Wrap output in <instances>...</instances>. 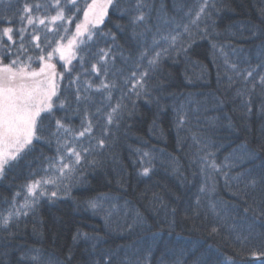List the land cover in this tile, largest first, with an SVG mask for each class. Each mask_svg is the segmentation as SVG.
Masks as SVG:
<instances>
[{
  "label": "trees",
  "instance_id": "1",
  "mask_svg": "<svg viewBox=\"0 0 264 264\" xmlns=\"http://www.w3.org/2000/svg\"><path fill=\"white\" fill-rule=\"evenodd\" d=\"M91 1L77 0L79 13L65 8V16H73L72 24L66 25L65 41L83 21V11ZM48 2L4 0L0 3V32L6 27L13 28L15 43L4 38V44L11 46L13 54L21 43L16 29L27 27L26 55L33 56L35 61L30 70L41 66L35 60L40 49L34 47L36 41H30V35H40L39 43L44 46V25H35L33 33V26H27L26 21L21 23L20 16L25 3ZM200 2L146 0L151 8L143 11L152 32L141 38L134 36L133 30L142 32L144 26L130 22L131 16L137 14L136 0H113L106 19L94 30L97 34L87 42V52H81L85 47L81 45L76 58L66 66L80 77L78 86L82 96L85 82L93 85L87 93L90 100L81 103L78 112L75 85L68 84L69 72L57 57L52 59L57 73L64 74L58 92L66 97L67 111L54 108L58 118L76 130L85 114L92 117L100 108L103 115L116 103L123 106L122 117L118 126L110 127L105 147L96 149L89 157L96 164L84 163L71 182H65L69 183L67 192L61 190L57 198L42 199L38 214L22 217L19 227L11 228L13 235L0 231V264H31L21 257H27L32 248L41 249L50 264H224L226 259L236 264H261L264 261V255H260L264 253V111H261L264 87L258 83L259 76L264 75V0H214L211 18H202L197 26L189 21ZM33 15L44 18L55 15V10L34 9ZM158 16L170 21L161 28L165 35L176 24L181 25L178 29L181 32L183 25L189 26L190 35L184 34L182 38L186 51L176 54L170 50L155 70L148 69L147 59L138 67L141 40L151 43ZM100 30L103 34H99ZM161 44L167 46L163 41ZM101 48L111 49L115 57L105 78L115 84L111 101L107 92L95 91L100 80L90 67L96 63L93 54ZM48 50L45 49V56ZM82 55L83 67L78 63ZM8 62L3 60L5 64ZM251 69H256L254 77L246 80L244 73ZM143 70L148 71L147 94L142 92L138 97L131 90L134 81L130 78L133 72L139 75ZM253 83H256L254 90ZM249 97L252 110L246 116L244 101ZM103 123L99 121L101 128ZM93 133L98 137L97 128ZM33 144L34 150L14 162L15 167L0 179V211L32 179L31 173L36 178L45 175L46 158L57 155V143L47 133L43 140ZM92 144L95 145V140ZM143 153L148 156L144 157ZM208 153L218 171L211 168L201 171L199 157ZM144 167H149L148 175L142 174ZM252 179L258 181L255 187L250 184ZM213 184V192L200 193L201 187ZM98 197L108 199L101 202L102 209L93 210L88 202ZM197 198L201 202L199 209H196ZM211 204H215V212ZM194 210L199 214H194ZM253 252L258 259L252 256Z\"/></svg>",
  "mask_w": 264,
  "mask_h": 264
},
{
  "label": "snow or ice",
  "instance_id": "2",
  "mask_svg": "<svg viewBox=\"0 0 264 264\" xmlns=\"http://www.w3.org/2000/svg\"><path fill=\"white\" fill-rule=\"evenodd\" d=\"M3 2L4 0H0V3ZM112 4L113 0H106L103 4H99L97 0H92V3L87 4L85 6L86 10L83 11V21L76 25L75 33L71 36V39H68L67 45H64L61 42L65 40L68 33L66 25H71L73 20V16H65V8L79 13L81 9L77 4V0H64L63 4L61 0H49L47 4L25 3L20 22L24 23L26 21L27 26H33V33L36 32L35 25L37 24L44 25L46 30L44 46L39 43L40 35H30V41H36L34 47L40 49L39 54L35 57L36 61L42 63L39 71L30 70L31 65L35 61L33 56L26 55L28 50L24 46V35L27 32V27L16 29L21 43L15 54H13L10 45L4 44L5 37L7 41L15 43L13 40V28L6 27L0 32V179H3L6 172L15 167L14 162L24 159L33 151L35 147L33 142L43 140L46 133L55 139L58 146L57 155L52 158H46L48 167L43 169L45 175L36 178V174L31 173L32 179L23 185L21 191L16 192L10 201L6 202L7 207L0 211V231H8L10 235H13L11 228L13 226L19 227L22 217L38 214L42 199L57 198L58 192L61 190L67 192L69 183L80 172L84 163L90 166L96 164V161L89 160V157L93 155L96 149L102 150L105 147V137L108 135L110 127L114 124L117 126L119 124L123 107L120 103L110 106V111L103 113V115H101L102 110L100 108L96 109L92 117L85 114L80 128L76 130L66 124L62 118H58L54 108L67 111L66 97L59 95L57 85V80H63L64 74L57 73L55 70L56 65L51 63L54 54H58L59 60L64 61L62 66H65V71L69 72L68 84L70 86L75 85L74 96L77 105L76 111L78 112V106L90 100L87 93L93 88V85L91 82H85L83 89L85 95L82 96L81 88L78 86L80 77L73 75L72 70L67 68L66 65H70L72 60L76 58V48L84 45L85 47L81 48V52H87V42L91 41L93 35L97 34L94 30L99 24L103 23L104 17L107 15V8ZM146 7L151 8L150 4L146 3V0H136L135 12L137 14L131 16L130 20L134 26H144V31L142 32L137 33L135 29L133 30V35L141 38L145 37L146 33L152 32V28L148 23V16L143 11ZM41 8L45 11L49 8L54 9L55 15L45 16L44 18L34 16L33 10L35 9L38 12ZM212 10H215L214 0L212 2L210 0H201L194 18H190L189 23L198 26V21L202 18H211ZM188 15L191 17V13H188ZM46 20L48 21L47 24ZM58 21L63 23L57 24ZM169 23L170 21L166 17H157L156 31L152 35L151 43L149 44L146 39L141 40V51L137 59L138 67L147 59L148 69L155 70L162 59L169 55L170 50L176 54L186 51L182 38L184 34L190 35L189 26L183 25V31L181 32L178 31L181 25L176 24V27L165 35L161 28ZM48 33H52L51 39H49ZM61 33H64V35H61ZM99 34H103L102 30H100ZM157 35H159V38H157ZM112 39L115 40V37H112ZM162 41L167 45L166 47L161 44ZM213 47L215 48L216 46L213 45ZM46 48L49 49L46 53L47 59L45 56ZM157 48H159V51H156ZM150 51L152 55L149 57ZM13 55L15 58H13ZM22 55L24 56L23 60L21 59ZM4 59H8L9 62L7 64L3 63ZM93 59L96 60V63L91 64L90 67L92 73L100 80L99 85L95 87V91L100 92L103 90L107 92V99L111 101V90L115 87V84L108 82L105 78L109 75V69L115 57L111 54V49L105 50L101 48L97 53L93 54ZM78 63L83 67V55ZM231 67L238 72L235 65ZM255 72L256 69L246 70L244 78L246 80L253 78ZM147 77V70L140 71L139 75L136 72L131 75L130 79L134 81L131 85V90L138 97L142 92L147 94ZM258 83L264 87V75L259 76ZM255 87L256 83H253L252 89L254 90ZM54 97L56 98L55 101ZM244 107L246 109L245 115L247 116L252 110L250 97L245 99ZM261 111H264V105L261 106ZM93 119L96 120L95 124ZM100 120L104 122L102 128L99 125ZM180 123L182 124L183 121L181 120ZM94 128L98 129V137L93 133ZM93 140H95L94 146L92 144ZM85 144L88 147H84ZM210 155L211 153H208L199 157L202 172L205 168H211L213 171L219 170L215 161L209 160ZM143 156L147 157L148 153H143ZM149 171V167H144L142 174L148 175ZM233 179L238 180L239 177H233ZM66 181L69 183H65ZM257 183L256 179L250 180V184L253 187ZM214 189V184L210 187L206 185L201 187L200 193L210 194ZM17 198H19V202ZM105 199L108 198L98 197L90 200L88 206L93 210L102 209L101 202ZM200 206V199L197 198L196 209H199ZM215 207V204H211V209L214 212ZM172 212L174 213L175 209H172ZM194 214L198 215L199 213L194 210ZM78 235L80 234L78 233ZM237 239L239 240L240 237H237ZM260 255H264V253H260ZM252 256L259 258L255 252L252 253ZM25 258L30 260L31 264H50V261L46 259L43 251L39 248L29 249L27 257H21V259ZM71 258L72 254L69 252L68 259L71 260ZM224 264H236V262L226 259ZM261 264H264V261Z\"/></svg>",
  "mask_w": 264,
  "mask_h": 264
},
{
  "label": "rangeland",
  "instance_id": "3",
  "mask_svg": "<svg viewBox=\"0 0 264 264\" xmlns=\"http://www.w3.org/2000/svg\"><path fill=\"white\" fill-rule=\"evenodd\" d=\"M97 2L99 3V4H103V3H105L106 2V0H97ZM90 3H92V1L90 2ZM110 7V6H109ZM109 7L107 8V15H108V11H109ZM107 15L104 17V20L106 19V17H107ZM104 22V21H103ZM102 24H99L97 27H99V26H101ZM44 31H45V28L44 27H42V32H43V35L45 34L44 33ZM62 35V34H61ZM41 37V36H40ZM48 37H49V39H51L52 38V34L51 35H49L48 34ZM45 39V37H43V40ZM71 39V38H70ZM61 43H63L64 45H67V41H65V40H63ZM77 49L78 48H76L75 49V51H76V56H77ZM58 58L59 59V57H58V54H54L53 55V58ZM52 58V59H53ZM46 59H47V56H46ZM74 60V59H73ZM72 60V61H73ZM63 64H64V61H62V60H60ZM51 63H53V60H51ZM41 66H42V63H41ZM40 66V67H41ZM66 66H68V65H66ZM39 67V68H40ZM39 68L38 69H34V70H36V71H39ZM56 70V72H57V69H55ZM57 85H58V89H59V80H57ZM54 99V98H53Z\"/></svg>",
  "mask_w": 264,
  "mask_h": 264
}]
</instances>
